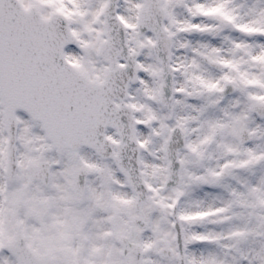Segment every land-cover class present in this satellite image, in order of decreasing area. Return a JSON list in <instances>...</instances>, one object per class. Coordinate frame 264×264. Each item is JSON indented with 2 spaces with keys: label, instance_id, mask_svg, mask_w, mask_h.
<instances>
[{
  "label": "snow or ice",
  "instance_id": "1",
  "mask_svg": "<svg viewBox=\"0 0 264 264\" xmlns=\"http://www.w3.org/2000/svg\"><path fill=\"white\" fill-rule=\"evenodd\" d=\"M0 264H264V0H0Z\"/></svg>",
  "mask_w": 264,
  "mask_h": 264
}]
</instances>
